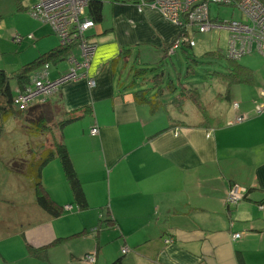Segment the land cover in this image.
I'll use <instances>...</instances> for the list:
<instances>
[{"label": "crops", "instance_id": "obj_1", "mask_svg": "<svg viewBox=\"0 0 264 264\" xmlns=\"http://www.w3.org/2000/svg\"><path fill=\"white\" fill-rule=\"evenodd\" d=\"M211 16L224 18L219 12ZM178 32L156 9L140 12L132 0L104 2L103 20L89 31L97 49L85 75L64 81L45 101L60 107L59 121L93 107L60 133L89 205L78 209L58 157L43 167L42 181L64 207L59 216L37 203L32 179L25 176L29 185L19 193L27 197L21 201L24 219H17L16 228L11 219L0 221V264H264V112H256L260 95L253 109H239L234 99L235 87L256 80L234 85L229 99L239 104L236 110L208 108L210 118L204 119L205 111L188 96L196 89L204 102L198 82L184 83L179 75L163 86L166 57L189 48L168 51ZM145 89L155 110L153 103L137 101ZM243 113L249 117L230 123ZM93 126L97 135L90 133ZM232 184L250 188L237 203L227 200ZM0 199L12 206L21 200ZM112 218L116 225L104 227ZM100 219L104 226L98 229ZM234 232L242 236L234 239ZM58 238L64 239L49 248L47 259L29 254L30 246ZM123 246L130 251L124 254Z\"/></svg>", "mask_w": 264, "mask_h": 264}, {"label": "rangeland", "instance_id": "obj_2", "mask_svg": "<svg viewBox=\"0 0 264 264\" xmlns=\"http://www.w3.org/2000/svg\"><path fill=\"white\" fill-rule=\"evenodd\" d=\"M32 1L34 0H0V68H4L9 74L17 71L23 64L39 57L41 50L44 51V48L49 49L54 45L60 44L61 41L55 28L50 23H45L40 18L32 15ZM106 4L105 8L107 7ZM217 12L224 19L230 17L239 19L242 16L238 6L233 8L231 4H222L218 0L211 3V14L214 15ZM231 14L233 15L231 16ZM244 16L246 17L245 14H243ZM214 21L218 22L216 20ZM175 25L178 26L180 32L170 42L169 47L174 45L179 38L187 36L195 37L196 44L194 47L186 44L189 47L187 48V53H184L180 49L174 55L166 57L167 62L163 64L161 69L165 70L163 86L168 87L170 80H176L180 75V81L184 83L195 84L198 82L199 90L203 94V110L208 116L210 114L208 108L212 112H215L217 106L220 114H229L236 110L235 105L230 102V99L224 98L223 94L226 92L228 84L225 77L214 73L215 71L226 72L229 63L225 58L219 59L212 52L218 49L224 52L225 50L229 51L233 45L230 38L231 32H238V38L243 39L244 43L238 45L236 48H231L234 51V57L230 55V58L234 60L240 59L241 63L252 65L256 83L243 88L239 86L235 87L234 99L241 103L239 109H253V100L260 95L258 86L264 84V45L258 46L259 49L255 47V49L246 54V45L248 44L244 38H241V35L247 32L246 29L239 28L243 26L240 24H238L239 27H214L203 32L198 31L195 26L196 22L190 24L185 21V24ZM29 34H32V37H29ZM102 37L104 35L98 37L100 42H102ZM138 51L136 50V53H134V58ZM135 66L139 67L141 64L135 63ZM69 67L70 62L67 57L65 60L59 61L57 66L54 63L53 66L51 64L50 75L52 78L60 76V71L65 72ZM192 68L194 69V73H188L187 71ZM12 83L15 84V81ZM233 87L234 85L230 89L231 92ZM166 93H168V90H166ZM55 99L57 102L58 99ZM39 110L40 108L34 115H29V118H33L39 114ZM58 121L55 116L52 121V127L56 137L60 139L61 129ZM30 126L31 121L29 119L22 120L10 117L6 121L3 133L0 136V198L16 196L21 199L20 202L13 206L8 204L7 201L0 199V221L11 219L13 220V224H15V228L17 227V219H24L23 210L25 204L21 201L24 198L27 200V197L23 194L19 195V193L26 189L28 180L25 175L8 169L7 165L13 162V157H17V160L22 161L28 159L33 148L36 149L37 145L45 141L47 136L49 139L51 138L49 133L36 135L35 137L30 135L32 131L29 132V128L30 130L33 129ZM31 145L34 147L32 148ZM15 262L16 264H34L23 259ZM41 264L48 263L43 262Z\"/></svg>", "mask_w": 264, "mask_h": 264}, {"label": "built area", "instance_id": "obj_3", "mask_svg": "<svg viewBox=\"0 0 264 264\" xmlns=\"http://www.w3.org/2000/svg\"><path fill=\"white\" fill-rule=\"evenodd\" d=\"M91 0H36L31 7L33 16L40 18L45 23H50L56 30L60 38V43L69 44L76 43L75 50L68 55L70 67L63 72L58 78L50 77L51 64L46 63L40 71L33 76L31 84L25 88H16V97L14 100L15 107L20 110H26L31 106L43 103L49 96L55 93L60 85L69 79H78L85 75L83 70L87 69L93 59L97 43L90 39L89 31L95 27L96 22L91 18L87 9ZM103 2H111L117 0H100ZM138 11H143L144 8H153L158 10L163 17L174 24H185V21L192 24L196 22L198 31L203 32L210 28L220 27L229 28L238 26L240 29H246L247 33L241 35L247 41L246 54L253 50L252 44L256 43V48L264 45V3L261 0H218L222 4H231L240 9L241 14H245L240 20H226L223 22H215L211 17V3L216 0H132ZM191 7V8H190ZM238 32H231V48H236L242 45L243 39L238 38ZM32 37V34H29ZM250 39V40H248ZM187 43L194 46L196 41L192 37H181L174 45L169 47V52L179 49L182 43ZM185 43V44H186ZM228 51L229 56L234 57V51ZM77 51V52H76ZM237 57V56H235ZM86 72V71H85ZM91 85L95 84L93 78H89ZM260 98L256 104V112H264V87L260 91ZM235 107H238L236 102ZM249 116L248 114H239L230 123L244 121ZM90 133L97 135L99 133L98 126H93ZM246 188L234 184L227 196L228 202L237 203L245 196ZM71 208L70 205L66 206ZM234 239L241 237V232H234ZM167 243L173 242L172 238L166 239ZM129 247L124 246L123 252H128ZM90 261H95L93 254L88 255Z\"/></svg>", "mask_w": 264, "mask_h": 264}, {"label": "trees", "instance_id": "obj_4", "mask_svg": "<svg viewBox=\"0 0 264 264\" xmlns=\"http://www.w3.org/2000/svg\"><path fill=\"white\" fill-rule=\"evenodd\" d=\"M239 0H235V3ZM264 2V0H261ZM233 6V5H232ZM103 8L104 2L100 0H91L87 9L88 15L94 19L96 23H99L103 20ZM234 8V6H233ZM212 17V16H211ZM233 18L222 19L219 16H213V20L223 22L226 20H231ZM240 20V19H235ZM186 43V42H185ZM185 43H182L180 48L188 47ZM76 47V43L62 44L60 43L58 46L45 51L39 57L35 58L28 63L23 64L17 71L12 74H9L4 68H0V136L3 133L4 126L6 121L10 117L19 118L22 120H30L31 121V129L29 128L30 135L34 137L37 135H42L49 133L50 139L46 138L45 141H42L39 145H37L36 149H34L31 145L32 153L26 161L17 160L13 158V162L8 164L7 168L11 169L17 173H23V175L32 179V184L36 194L37 203L44 208L47 212L54 216H59L62 213L63 206L58 204L49 194L47 188L45 187L42 181V170L43 167L51 161L53 158L58 157L62 163V167L65 173V176L70 184V188L72 190L74 201L78 207V209H85L88 207V199L86 193L84 191L82 182L78 175V172L74 166L71 155L68 151L66 144L63 141H60L59 138L56 137L55 132L52 127V121L55 118L56 109L60 111V107L44 102L31 106L26 110H20L15 107L14 100L16 97V88L23 89L27 85L31 84L33 81V76L37 74L38 71L42 69L44 64L49 63H58L59 61L65 60L70 53L74 51ZM219 59L225 58L228 65V72L215 71L214 73L217 75H222L225 77L227 81L226 92L223 94L225 99L230 98L231 87L237 84H248L253 83L255 81V73L253 68L246 66L240 62V59H231L228 51H222L218 49L217 51H213ZM190 68V67H189ZM188 70V68H187ZM190 72V69L189 71ZM15 81V85L12 83ZM139 92H144L145 95L139 96L140 93L136 95L138 102H148L153 103V99L146 98V89L139 90ZM139 96V97H138ZM189 98L193 99L195 103L200 107L204 108L203 102L199 97L198 91L196 89L190 90L188 93ZM48 99V98H47ZM184 100V99H183ZM176 101V100H174ZM180 101V100H177ZM44 104V108H43ZM39 110V114H37L33 118H29V115H34L36 111ZM157 105L152 104V109L155 110ZM93 107L92 105L83 106L79 108L77 111H73V115H69L61 121H58V125L60 129L64 127V125L79 119L86 115L87 113H92ZM71 112V111H70ZM206 120H209L208 114H205ZM33 124V125H32ZM30 125V124H29ZM233 184L230 186L232 187ZM246 188L245 196L248 195L250 188L244 186ZM103 220L100 219L97 225L98 229H101L104 225L102 224ZM116 225L115 219H108L105 226H114ZM64 238H58L46 245L41 247H32L29 248V254L34 255L41 259L48 258V250L51 246L58 244ZM124 247V246H123ZM122 247V251H123ZM125 254V252H123ZM239 257L242 256L239 254ZM110 264H122L121 259H117Z\"/></svg>", "mask_w": 264, "mask_h": 264}]
</instances>
